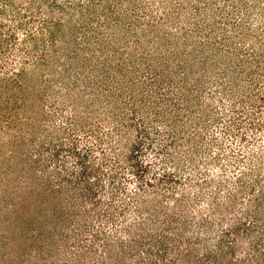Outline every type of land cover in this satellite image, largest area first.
I'll return each instance as SVG.
<instances>
[{
	"label": "rangeland",
	"instance_id": "obj_1",
	"mask_svg": "<svg viewBox=\"0 0 264 264\" xmlns=\"http://www.w3.org/2000/svg\"><path fill=\"white\" fill-rule=\"evenodd\" d=\"M0 264H264V0H0Z\"/></svg>",
	"mask_w": 264,
	"mask_h": 264
},
{
	"label": "trees",
	"instance_id": "obj_2",
	"mask_svg": "<svg viewBox=\"0 0 264 264\" xmlns=\"http://www.w3.org/2000/svg\"><path fill=\"white\" fill-rule=\"evenodd\" d=\"M165 157H166V156H165ZM134 158H135V157L130 156V157H129V161H131V159H134ZM166 159H167V157H166L164 160H166ZM138 165H139V163H138V161H137V168H141V167H142V164H141V163H140L141 166H140V165L138 166ZM138 170H139V169H138ZM162 177H166V174H161V176H160V181H161V178H162ZM138 179L142 180L141 175L139 176ZM149 183H150V180H148V182H144V185H145V184L148 185ZM140 185H141V184H140ZM134 197H135V196H134ZM135 198H136V197H135ZM145 199H149V198L145 197Z\"/></svg>",
	"mask_w": 264,
	"mask_h": 264
}]
</instances>
